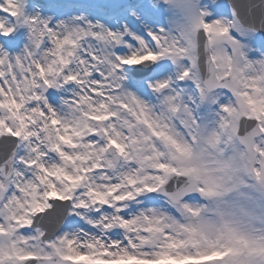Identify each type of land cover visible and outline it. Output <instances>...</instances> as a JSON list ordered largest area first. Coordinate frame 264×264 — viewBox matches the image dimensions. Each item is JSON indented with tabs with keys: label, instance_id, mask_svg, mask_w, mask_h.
Masks as SVG:
<instances>
[{
	"label": "snow or ice",
	"instance_id": "1",
	"mask_svg": "<svg viewBox=\"0 0 264 264\" xmlns=\"http://www.w3.org/2000/svg\"><path fill=\"white\" fill-rule=\"evenodd\" d=\"M218 5L0 0V264H264V0Z\"/></svg>",
	"mask_w": 264,
	"mask_h": 264
},
{
	"label": "rangeland",
	"instance_id": "2",
	"mask_svg": "<svg viewBox=\"0 0 264 264\" xmlns=\"http://www.w3.org/2000/svg\"><path fill=\"white\" fill-rule=\"evenodd\" d=\"M84 7H74V8H69V9H66L64 12H66V14H63L62 16H59L60 18H63V17H67V16H70V15H79L81 12H84V13H86L87 15H89V17L90 18H99V16H97L98 14L100 15L101 13H89V11H86V10H84L83 9ZM42 12H44L45 14H49V15H52V13H50V12H48L47 10H42V9H40ZM218 12L219 13H223V14H226V12H224V9L221 7V6H218ZM168 14V13H167ZM161 16H163V17H165L166 16V12L165 13H161L160 14ZM169 15V14H168ZM227 15V14H226ZM99 19H102V18H99ZM159 19V18H158ZM180 16L177 14V16H176V21L177 22H179L180 21ZM156 23V26H162L161 24H159L158 23V21H156L155 22ZM162 27H165V28H167V27H169V25H168V22L166 23V25L164 24V26H162ZM258 39V37L256 38V40ZM256 40L254 41V46L255 47H257V48H259L260 46H258L257 45V42H256ZM54 103H56L54 106L55 107H57V109L58 110H60V111H64L65 110V108H64V105L62 104V101L61 100H59V101H57V102H54ZM145 201V200H144ZM140 202V203H138V205H140V206H149V205H156L157 204V201L159 202V200H157V199H154V201H146V202ZM198 202L199 203H204V202H202V201H200V200H198ZM136 207V206H135ZM134 207V208H135ZM236 211L238 212V213H240V210L239 209H236ZM241 215H243L242 213H240ZM80 228H83L85 231H96V229H94V228H92L91 226H89V227H85V226H83V227H77V228H75L74 230H72V232L73 231H76V230H78V229H80ZM69 230V232L71 233V231H70V229H68ZM68 232V231H67Z\"/></svg>",
	"mask_w": 264,
	"mask_h": 264
},
{
	"label": "bare ground",
	"instance_id": "3",
	"mask_svg": "<svg viewBox=\"0 0 264 264\" xmlns=\"http://www.w3.org/2000/svg\"><path fill=\"white\" fill-rule=\"evenodd\" d=\"M140 201V200H139ZM160 203V201L158 202L157 201V204H159ZM138 209V208H137ZM136 210V209H135ZM85 215H87V216H89V217H92L91 216V214H89V212H85ZM75 224H82V225H84V224H87L86 222H85V220H83V219H81V218H79V219H77V220H75ZM72 228H70V231L72 232ZM66 231H68L69 232V230H68V228H66Z\"/></svg>",
	"mask_w": 264,
	"mask_h": 264
}]
</instances>
